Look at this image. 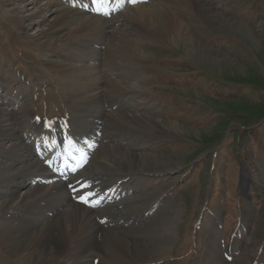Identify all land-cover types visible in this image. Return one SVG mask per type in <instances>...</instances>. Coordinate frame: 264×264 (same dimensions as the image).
Instances as JSON below:
<instances>
[{"label":"rangeland","instance_id":"rangeland-1","mask_svg":"<svg viewBox=\"0 0 264 264\" xmlns=\"http://www.w3.org/2000/svg\"><path fill=\"white\" fill-rule=\"evenodd\" d=\"M158 1L126 5L123 0V4L116 6L110 1L112 13H90L109 23L120 21L113 28L119 32H112L100 46H97L99 38L93 39L96 45L80 52L98 50L94 56L98 60L86 59L84 64L97 68L101 79L96 93L103 94V104L109 109L96 136L98 145L87 153L86 167L74 173V178L66 179H76L81 174L86 180L101 173L109 181V187L115 184L122 188L120 197L106 194L107 202L93 206V215L111 218L110 222L121 225L136 220L134 227L153 229L162 232L161 237L167 240L172 238L167 247L169 254L159 260L160 264H210L215 262L209 258L210 251L215 249L225 264H264V117L258 113L264 104V0H197L220 19L249 28L250 40L233 33L222 34L219 22L215 27L208 25L199 12L176 7L173 0H160L187 26L191 37L218 58L203 63L185 54L186 45L178 44L180 51L159 39L149 41L136 26L142 23L140 19L139 22L130 19L138 7ZM33 2L0 0V109L13 118L14 124L2 126L12 127L23 136L26 142L23 150L46 144L42 132L35 130L37 125L44 122L61 125L73 114L63 82L51 69L52 62L63 64L70 60L63 52H50L45 44L48 39L44 34L38 37L37 33H48L56 24L58 13L50 11L47 4L53 9L74 10L78 8L77 0L73 4L70 0ZM17 16L26 18L23 27L14 22ZM67 33L68 29H63L59 35ZM118 38L124 51L119 59H111L108 49L119 44ZM140 48L142 55L137 52ZM73 50L66 52L71 55L75 53ZM112 83L129 92L116 95L120 93L111 92ZM88 88L85 84L80 91ZM117 99L120 102L115 106ZM76 127L83 129L80 124ZM16 142L0 141V161L13 162L6 154ZM47 151L44 149L35 157L36 161L47 163ZM99 154L104 167L96 158ZM125 154L173 158V161L163 172L140 171ZM17 163L18 168H23V164ZM110 168L113 172H108ZM38 169L33 167L34 172ZM92 169L100 172L94 174ZM45 172L50 173L47 169ZM26 181L28 188L16 187L15 195L5 199L2 189L11 185H0V205L6 198L15 202L10 214L22 203L25 191L38 184L34 183L36 179ZM64 183L67 182L55 180L38 185L49 189ZM105 183L99 186L101 192L108 193ZM97 196L99 201L105 199L104 195ZM59 200L56 198L55 204ZM177 205L173 213L171 207ZM42 214L47 216L48 209ZM130 217L132 221L128 220ZM165 222L171 224L164 225ZM15 224L10 226L18 225ZM170 227L174 231L169 238L164 230ZM214 239L216 245L211 248ZM147 240L138 242H154L156 238ZM99 246L98 257L94 256L90 264H110L104 259L102 242ZM28 253L21 251L12 257L1 246L0 239V264H27L23 260ZM150 262L153 261L135 263Z\"/></svg>","mask_w":264,"mask_h":264},{"label":"bare ground","instance_id":"bare-ground-1","mask_svg":"<svg viewBox=\"0 0 264 264\" xmlns=\"http://www.w3.org/2000/svg\"><path fill=\"white\" fill-rule=\"evenodd\" d=\"M138 1L142 2L144 0ZM173 2L176 7L183 6L192 11L199 12V14H202L207 20L208 25L210 24L215 27L216 22H219L221 26L220 32L222 34L233 33L245 40H250L251 38V31L249 28L240 24L232 25L228 20H225L226 18L220 19L209 13L197 0H173ZM78 4L81 5L82 8L78 7L74 10L69 8L53 9L52 5L47 4L50 11H56L58 13V18L55 20L56 24L53 30L48 33H37L38 37L44 34L43 37L48 39L45 44H47V49H49L50 52H63V55L67 56L70 60V62L63 64L51 63V69L57 75L59 81L63 82L62 84L71 101V105H73L72 117H68L65 120L67 124L66 133L62 132L66 138H64L59 146L56 145V148L58 146V153H61L64 145L75 143L77 140H83L85 143L89 140L86 146L90 153L91 147L98 145L96 136L99 131L102 130L101 122L107 109H109L107 105L103 104V94L96 93L99 92V82L101 79L98 75L97 68H90V65L84 64L86 59L96 62L98 59L94 56L98 53V50L96 51V49H93V51L88 54L80 52L88 49L90 46H95L96 44L92 43L93 39L96 40L99 38L100 42H98L99 44H97V46H100L105 38L112 32H119L113 28L118 25L120 21L114 24L107 22V20L101 17L90 16L93 8L91 9L89 6L82 4V0L78 2ZM130 19L135 22H139L140 19L142 23L136 24V26L140 32L147 35L149 41H151V39L155 41L159 39L171 43L180 51L182 50L178 48V44L186 45L185 54L192 60L196 59L202 63L204 61L210 62V60H218L211 50L191 37L187 26L184 25L175 14H173L172 10L168 9L166 4L160 0L156 4L151 2L150 4L138 7L135 14L130 17ZM13 20L17 25L23 27L22 22L25 21L26 18L17 16ZM28 27L24 28L29 29ZM61 29H68L67 35H59L61 34ZM51 39L53 40L52 43H50ZM117 41L119 44L108 49L109 52L107 51L111 59H119V56L124 51V45L119 41V38ZM72 48H74L73 51L75 53L70 55L66 51ZM128 49L127 46V50ZM137 52L141 55L143 54L141 48L137 49ZM72 62H75V64H72ZM85 84H87L89 88L85 92H82V90L80 91V88ZM112 86L111 92H129L128 89L122 90L118 84L112 83ZM118 89L122 91H118ZM116 95L123 96L124 94L120 93ZM117 100V103L114 104L115 106L120 102L119 99ZM67 114H70V112ZM11 120H13V118L10 119V117L0 109V141L4 139H14L17 141L14 143V146L11 147L10 145V152L6 154L13 162L3 163V161H0V185L3 183H9L11 185L9 189H2L1 194H3L4 199L5 197H9V195H15L16 192L14 188L29 186L26 180L33 181L36 179V183L38 184L46 181H55V176L47 175L45 172L46 169L48 170L49 163H44V165L36 161L35 157L38 156V151L42 152L44 148L34 147L29 149L28 147V150L24 149V151L23 145L26 142L23 140V136L18 135L19 132H16L12 127L9 129L6 125L7 129L5 126H2L4 123L13 126L14 124ZM110 121L112 122L111 117ZM44 124L47 123H42L40 126L37 125L35 130L42 132L44 139L48 138L47 140H53L61 129H65L63 128L65 126L60 127L57 124L54 125V128L46 127L44 129ZM78 124H80L83 129L77 128L76 125ZM57 152L55 154H57ZM55 154L52 157L51 163H55ZM120 154H122V152ZM126 157H128V161L132 166L136 167L137 170H145L154 173L165 171L173 161V158H170V161L161 157L153 158L135 155L131 157L128 155ZM96 158L100 165H102L104 161L102 155L99 154ZM17 162L23 164V168H18L16 166L18 164ZM165 162H167V164ZM35 166L39 167L38 172H34L36 171L33 170ZM102 167L104 166L102 165ZM92 170H94L92 171L94 174L95 172H100L98 169L97 171H95V169ZM111 171L110 168L108 172ZM100 174L101 173L90 176L86 180H84L81 174H77V178L73 179L71 182L67 184L64 183V185H53L49 189L41 187L42 184L31 186L28 191H25L22 203L20 205L18 204L19 206L15 208V213L13 212L12 214L9 213V210L14 206L15 202L13 204V202H9L8 198H6L0 205L1 246L8 254H11L12 257H17L21 251H29L27 257L24 258L25 260H23L27 264H90L95 257H98L99 245L102 242V247L105 248L103 250L104 259L107 263L122 264L123 262H129L131 264H136L135 262L139 260L153 261L148 264H160L159 260L167 257L169 254L167 247L172 239L169 235L173 234L174 227L164 230V232L168 233L170 238V240H167L165 237H161L162 232L153 229L147 231L143 227H134L136 220L133 221V224L127 223L121 225L116 222H110L109 220L111 218L103 219L100 218V216L95 217V210H92L93 207L91 206L95 205L96 202H101L99 201L100 197L97 195L106 194V191L101 192L99 183L106 182L105 184L108 187L110 185L108 184L109 181L103 178L106 176H101ZM104 179H106V181ZM108 189L109 194L111 193L113 196L121 195L120 191H122V188L116 187L115 184ZM58 197L60 200L55 204L56 198ZM86 200L88 201L87 203L85 202ZM177 207L178 205L171 207L173 213H175ZM45 209L49 211L47 216L42 214ZM118 215H121V213ZM121 217L124 216L122 215L120 218ZM130 219L131 217L128 220ZM11 223H17L18 225L15 224L17 226L12 227L10 226ZM167 224L168 223L165 222L164 225ZM141 228L144 229V231H142ZM153 237L156 238L154 242L145 243L148 241L147 239ZM88 239H91V242H88ZM142 239L146 241L144 243L138 242ZM211 245V248L215 247V239ZM210 253L209 258L215 260V262L212 261L210 264H215L216 262L225 264L218 250L215 249L214 251H210ZM97 264H99V262Z\"/></svg>","mask_w":264,"mask_h":264},{"label":"trees","instance_id":"trees-1","mask_svg":"<svg viewBox=\"0 0 264 264\" xmlns=\"http://www.w3.org/2000/svg\"><path fill=\"white\" fill-rule=\"evenodd\" d=\"M261 108V109H260ZM259 108V110H258V113L259 114H261V116L260 117H264V104L263 105H261V107ZM252 143H255L254 141H251Z\"/></svg>","mask_w":264,"mask_h":264},{"label":"snow or ice","instance_id":"snow-or-ice-1","mask_svg":"<svg viewBox=\"0 0 264 264\" xmlns=\"http://www.w3.org/2000/svg\"><path fill=\"white\" fill-rule=\"evenodd\" d=\"M85 202L87 203L88 201L86 200Z\"/></svg>","mask_w":264,"mask_h":264}]
</instances>
